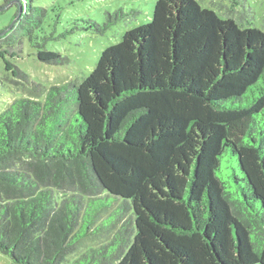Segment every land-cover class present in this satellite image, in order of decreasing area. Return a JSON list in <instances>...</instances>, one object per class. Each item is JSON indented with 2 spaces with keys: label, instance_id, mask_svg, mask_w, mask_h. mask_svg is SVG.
<instances>
[{
  "label": "trees",
  "instance_id": "trees-1",
  "mask_svg": "<svg viewBox=\"0 0 264 264\" xmlns=\"http://www.w3.org/2000/svg\"><path fill=\"white\" fill-rule=\"evenodd\" d=\"M35 1L1 0L14 13L0 40L19 28L62 64L38 41ZM18 76L28 92L0 112V253L14 264H264V31L155 0L80 82ZM127 212L110 244L89 245Z\"/></svg>",
  "mask_w": 264,
  "mask_h": 264
},
{
  "label": "rangeland",
  "instance_id": "rangeland-1",
  "mask_svg": "<svg viewBox=\"0 0 264 264\" xmlns=\"http://www.w3.org/2000/svg\"><path fill=\"white\" fill-rule=\"evenodd\" d=\"M197 1L201 7L213 10L220 17L234 20L241 28L256 27L264 31V0ZM154 2L155 0H36L33 3L35 6L47 10L44 32L36 34L38 41L41 42V36L47 37L44 48L57 52L66 60L58 65L40 62L35 55L37 50L27 41L22 30H12L10 25L6 29L7 32L11 29L10 34L0 40V112L14 98L28 92V85L18 76L19 72L25 73L30 82L45 86L73 80L80 82L92 71L99 54L105 48L118 43L125 31L150 20ZM20 10L22 13L23 9ZM13 13L14 7H11L0 14V29L8 23ZM107 17L114 20L102 31L92 30L91 24L88 28L85 22L91 20L101 25L107 21ZM117 204L118 202L113 206ZM129 215V212L125 213L112 231V228H107L98 232L89 239V245L98 248L110 244L118 226L127 224ZM0 264L14 263L7 255L0 253Z\"/></svg>",
  "mask_w": 264,
  "mask_h": 264
}]
</instances>
